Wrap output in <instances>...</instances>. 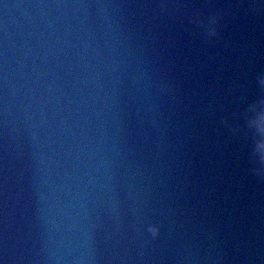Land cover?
<instances>
[{
	"label": "water",
	"instance_id": "obj_1",
	"mask_svg": "<svg viewBox=\"0 0 264 264\" xmlns=\"http://www.w3.org/2000/svg\"><path fill=\"white\" fill-rule=\"evenodd\" d=\"M262 73L264 0H0V264H264Z\"/></svg>",
	"mask_w": 264,
	"mask_h": 264
},
{
	"label": "clouds",
	"instance_id": "obj_2",
	"mask_svg": "<svg viewBox=\"0 0 264 264\" xmlns=\"http://www.w3.org/2000/svg\"><path fill=\"white\" fill-rule=\"evenodd\" d=\"M162 10L167 12L168 5L162 4ZM220 15L210 14L207 20H201L194 15L192 22L199 24L204 29L205 38L208 40L218 39L220 37L219 21ZM258 87L260 89V96L250 103H247L244 111L234 112L231 117H224L221 123L232 132L240 131V127L235 124L238 117H243L245 129L251 134L253 139V149L251 152V167L249 172L254 177L264 179V73L257 77ZM159 93L164 96L174 97L175 86L166 80L159 83ZM246 99V98H245ZM92 227L99 230L102 224L97 221L93 223ZM151 238L156 240L161 234V229L158 224H150L147 228Z\"/></svg>",
	"mask_w": 264,
	"mask_h": 264
}]
</instances>
